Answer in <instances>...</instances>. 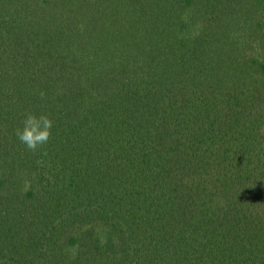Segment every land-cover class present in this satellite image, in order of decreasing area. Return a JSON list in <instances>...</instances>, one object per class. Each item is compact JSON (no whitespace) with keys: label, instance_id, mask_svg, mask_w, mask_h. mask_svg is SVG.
I'll use <instances>...</instances> for the list:
<instances>
[{"label":"trees","instance_id":"1","mask_svg":"<svg viewBox=\"0 0 264 264\" xmlns=\"http://www.w3.org/2000/svg\"><path fill=\"white\" fill-rule=\"evenodd\" d=\"M0 264H264V0H0Z\"/></svg>","mask_w":264,"mask_h":264},{"label":"clouds","instance_id":"2","mask_svg":"<svg viewBox=\"0 0 264 264\" xmlns=\"http://www.w3.org/2000/svg\"><path fill=\"white\" fill-rule=\"evenodd\" d=\"M40 99H44L46 93H39ZM22 127L15 129V136L25 148L33 154L42 151L52 136L54 120L47 113L37 115L34 112H26L22 120Z\"/></svg>","mask_w":264,"mask_h":264}]
</instances>
